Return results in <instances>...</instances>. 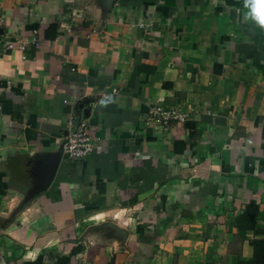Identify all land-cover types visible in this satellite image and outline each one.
Instances as JSON below:
<instances>
[{
    "label": "crops",
    "instance_id": "0c3cea01",
    "mask_svg": "<svg viewBox=\"0 0 264 264\" xmlns=\"http://www.w3.org/2000/svg\"><path fill=\"white\" fill-rule=\"evenodd\" d=\"M244 5L0 0V48L26 42L0 50V264H264V28ZM160 98L189 120L147 125ZM70 120L88 157L62 153Z\"/></svg>",
    "mask_w": 264,
    "mask_h": 264
},
{
    "label": "built area",
    "instance_id": "2783aa9c",
    "mask_svg": "<svg viewBox=\"0 0 264 264\" xmlns=\"http://www.w3.org/2000/svg\"><path fill=\"white\" fill-rule=\"evenodd\" d=\"M2 29H0V32ZM33 42L38 44L36 37H33ZM26 42L15 44L10 42L0 48L2 52L19 47L26 48ZM2 103L0 100V110ZM191 112L179 107L178 105L166 104L164 98H160L157 103L151 106L148 114L145 117L147 125L157 128L163 132L168 131L173 124L185 123L189 120ZM62 153L72 159H81L88 157L94 150L93 138L90 134L89 127L86 121L75 122L70 120L67 126L65 135L61 139Z\"/></svg>",
    "mask_w": 264,
    "mask_h": 264
},
{
    "label": "clouds",
    "instance_id": "9594fccd",
    "mask_svg": "<svg viewBox=\"0 0 264 264\" xmlns=\"http://www.w3.org/2000/svg\"><path fill=\"white\" fill-rule=\"evenodd\" d=\"M244 6L248 9L244 13V19L264 28V0H245Z\"/></svg>",
    "mask_w": 264,
    "mask_h": 264
}]
</instances>
